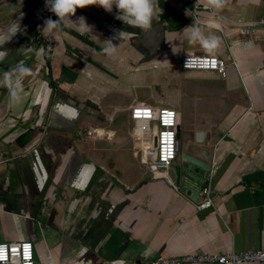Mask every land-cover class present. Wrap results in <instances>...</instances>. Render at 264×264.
<instances>
[{"label": "crops", "instance_id": "obj_1", "mask_svg": "<svg viewBox=\"0 0 264 264\" xmlns=\"http://www.w3.org/2000/svg\"><path fill=\"white\" fill-rule=\"evenodd\" d=\"M27 1L41 0H0V29ZM159 6L148 32L115 19V9L88 6L73 19L85 17L92 32L45 38L44 20L57 19L47 12L0 63V73L21 59L33 69L21 107L9 108L0 88V242H32L37 264H149L158 255L264 248V26L245 31L264 16V0H227L215 15L201 0ZM194 7L195 18L186 15ZM194 20L220 38L225 76L180 67L182 55L206 54L183 31ZM120 30L131 35L116 55L103 54ZM48 44L42 64L18 51ZM137 106L177 113L169 181L137 153ZM197 147L208 150L209 167L189 184L181 175L195 166L183 156L199 160ZM206 183L213 207L198 209Z\"/></svg>", "mask_w": 264, "mask_h": 264}, {"label": "clouds", "instance_id": "obj_2", "mask_svg": "<svg viewBox=\"0 0 264 264\" xmlns=\"http://www.w3.org/2000/svg\"><path fill=\"white\" fill-rule=\"evenodd\" d=\"M206 8L212 10L211 14L219 12L227 3V0H201ZM88 6H98L106 12H115V19L122 23L139 28L143 32L152 30L154 21H158L162 8L159 6V0H45V8L57 17L53 20L51 17L43 22V26L39 28L40 34L45 38L54 37L62 32L64 28H72L81 34H86L93 31L91 25L87 23L85 17L80 16L75 20L78 8H86ZM191 11L186 10V15L190 16ZM23 13L13 20L5 28L0 29V63H3L7 58L9 50L4 46L20 33L25 31L21 26ZM186 33L188 43L190 45L198 44L203 51L209 56H215L218 52L221 40L215 34H205L199 26V22L195 21L183 30ZM131 35L130 32L120 30L108 40H105V46L102 53L112 57L117 54L120 42ZM113 41H119L114 43ZM18 51L22 56L30 58L34 55L39 64L44 63V58L47 55L46 50L41 47L35 48L34 45L22 46ZM191 63V57L187 60L186 66ZM33 75V69L28 67L24 59L10 65L0 73V88H6L8 93V107L11 109L19 108L28 98V92L25 91L24 81L26 78ZM59 108L60 105L58 104ZM120 264V262H115Z\"/></svg>", "mask_w": 264, "mask_h": 264}, {"label": "built area", "instance_id": "obj_3", "mask_svg": "<svg viewBox=\"0 0 264 264\" xmlns=\"http://www.w3.org/2000/svg\"><path fill=\"white\" fill-rule=\"evenodd\" d=\"M206 8L205 6H203ZM195 18V7L188 9ZM258 26H264V16L245 26L247 33H254ZM46 58L51 56L52 46L46 45ZM191 57V63L186 66ZM234 63V61H232ZM180 67L184 70L214 71L220 76L226 75L227 61L219 56L206 54H184L180 58ZM134 134L137 139V153L141 162L148 168L162 175L165 180L171 161L178 150L177 113L172 108L153 109L148 106H137L132 109ZM210 184L201 187V200L196 204L198 209L213 207L210 195ZM0 264H37L34 248L30 241L0 242ZM264 263V248H253L241 251L230 250L222 253L194 252L181 255H158L149 264H244Z\"/></svg>", "mask_w": 264, "mask_h": 264}, {"label": "water", "instance_id": "obj_4", "mask_svg": "<svg viewBox=\"0 0 264 264\" xmlns=\"http://www.w3.org/2000/svg\"><path fill=\"white\" fill-rule=\"evenodd\" d=\"M49 12L45 8V0L44 3L40 8L36 6L35 4L31 6L28 10L23 12V19L21 21V26L25 28V31L23 33L18 34L12 42L6 44L4 48L10 50L15 46L17 42L22 40L27 34L30 32H33L36 27L40 24L42 18L44 15ZM31 15V18L29 17ZM196 150L199 152V160L192 158L185 154L184 160L189 162L192 166L195 167H188V171H184L181 175L182 179L189 184H197L199 181L200 176L206 175V170L208 169V165L206 164V160L208 158V150L205 148L197 147Z\"/></svg>", "mask_w": 264, "mask_h": 264}, {"label": "bare ground", "instance_id": "obj_5", "mask_svg": "<svg viewBox=\"0 0 264 264\" xmlns=\"http://www.w3.org/2000/svg\"><path fill=\"white\" fill-rule=\"evenodd\" d=\"M44 3V0H41V1H39L36 5H35V8H36V6L38 7V8H40L41 6H42V4ZM23 13V12H22ZM20 15V14H19ZM18 15V16H19ZM24 17V16H23ZM30 18H31V15L29 16Z\"/></svg>", "mask_w": 264, "mask_h": 264}, {"label": "rangeland", "instance_id": "obj_6", "mask_svg": "<svg viewBox=\"0 0 264 264\" xmlns=\"http://www.w3.org/2000/svg\"><path fill=\"white\" fill-rule=\"evenodd\" d=\"M25 5H26V8H27V6L29 5V7H30V5H31V1H27L26 3H25ZM26 8H25V11H26ZM28 10V9H27Z\"/></svg>", "mask_w": 264, "mask_h": 264}, {"label": "trees", "instance_id": "obj_7", "mask_svg": "<svg viewBox=\"0 0 264 264\" xmlns=\"http://www.w3.org/2000/svg\"><path fill=\"white\" fill-rule=\"evenodd\" d=\"M40 43V36L37 35V38H36V44H39Z\"/></svg>", "mask_w": 264, "mask_h": 264}, {"label": "snow or ice", "instance_id": "obj_8", "mask_svg": "<svg viewBox=\"0 0 264 264\" xmlns=\"http://www.w3.org/2000/svg\"><path fill=\"white\" fill-rule=\"evenodd\" d=\"M3 258V256L2 255H0V259H2Z\"/></svg>", "mask_w": 264, "mask_h": 264}]
</instances>
